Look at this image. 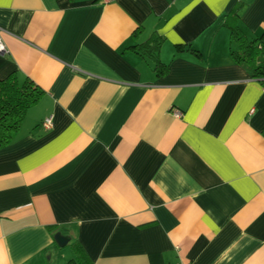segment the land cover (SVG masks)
Listing matches in <instances>:
<instances>
[{
    "label": "crops",
    "instance_id": "obj_1",
    "mask_svg": "<svg viewBox=\"0 0 264 264\" xmlns=\"http://www.w3.org/2000/svg\"><path fill=\"white\" fill-rule=\"evenodd\" d=\"M236 5L264 43V0H0V78L43 90L0 147V264H264V87L230 55ZM153 34L159 68L135 47Z\"/></svg>",
    "mask_w": 264,
    "mask_h": 264
},
{
    "label": "trees",
    "instance_id": "obj_2",
    "mask_svg": "<svg viewBox=\"0 0 264 264\" xmlns=\"http://www.w3.org/2000/svg\"><path fill=\"white\" fill-rule=\"evenodd\" d=\"M240 5L234 6L225 16L224 23L230 30V55L237 63L248 66L253 78L264 87V43L262 36L250 32L240 22ZM163 38L153 34L148 40L135 47L155 62L156 68L161 62L158 50ZM167 70V68H163ZM43 90L30 78L20 81L16 72L0 78V147L8 143L19 129L20 123L28 109L41 97ZM75 248L80 247L75 244ZM79 253V252H78ZM78 259V260H77ZM72 263L87 261L84 251L78 254Z\"/></svg>",
    "mask_w": 264,
    "mask_h": 264
},
{
    "label": "built area",
    "instance_id": "obj_3",
    "mask_svg": "<svg viewBox=\"0 0 264 264\" xmlns=\"http://www.w3.org/2000/svg\"><path fill=\"white\" fill-rule=\"evenodd\" d=\"M106 1H108V0H106ZM4 50H5V46L0 39V51H4ZM176 115H180V112L176 111ZM41 125L44 129H49L52 126V116H48V117L44 118L43 121L41 122ZM176 264H190V263H185V262L180 261Z\"/></svg>",
    "mask_w": 264,
    "mask_h": 264
},
{
    "label": "water",
    "instance_id": "obj_4",
    "mask_svg": "<svg viewBox=\"0 0 264 264\" xmlns=\"http://www.w3.org/2000/svg\"><path fill=\"white\" fill-rule=\"evenodd\" d=\"M54 239L59 246H64L68 243L70 238L66 235L61 234L60 232H56L54 235Z\"/></svg>",
    "mask_w": 264,
    "mask_h": 264
}]
</instances>
